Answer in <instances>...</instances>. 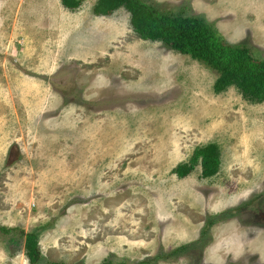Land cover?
<instances>
[{"label": "rangeland", "instance_id": "374dc122", "mask_svg": "<svg viewBox=\"0 0 264 264\" xmlns=\"http://www.w3.org/2000/svg\"><path fill=\"white\" fill-rule=\"evenodd\" d=\"M96 1L0 0V227L37 229L42 264L184 245L153 264H264V102L215 92L206 64L140 37L124 8L94 14ZM146 1L264 59V0ZM210 142L215 176L173 172ZM24 243L0 230V264H29Z\"/></svg>", "mask_w": 264, "mask_h": 264}, {"label": "trees", "instance_id": "16d2710c", "mask_svg": "<svg viewBox=\"0 0 264 264\" xmlns=\"http://www.w3.org/2000/svg\"><path fill=\"white\" fill-rule=\"evenodd\" d=\"M64 7L74 10L79 8L83 0H61ZM120 8L130 14L133 30L142 38L159 41L166 47L206 64L217 73L214 90L217 93L235 86L242 97L252 103L264 102V59L255 56L248 45L231 44L223 39L210 23L201 16L188 15L184 12L172 13L162 11L146 0H97L93 6L96 15H112ZM201 165L202 177L215 176L221 167V148L217 142L197 146L188 162L178 164L173 172L183 178ZM239 206H236V209ZM214 219L202 230V236L213 225ZM7 234L18 232L24 239V248L29 264H42V251L39 232L34 229L26 232L22 228L0 227ZM14 231V232H13ZM13 241V239L11 238ZM186 245L164 252L161 256L148 257L135 263L126 261L113 262L105 260L100 264H153L160 257H175ZM47 264H66L51 261Z\"/></svg>", "mask_w": 264, "mask_h": 264}, {"label": "water", "instance_id": "95a60500", "mask_svg": "<svg viewBox=\"0 0 264 264\" xmlns=\"http://www.w3.org/2000/svg\"><path fill=\"white\" fill-rule=\"evenodd\" d=\"M11 154L13 155V151L11 152Z\"/></svg>", "mask_w": 264, "mask_h": 264}]
</instances>
